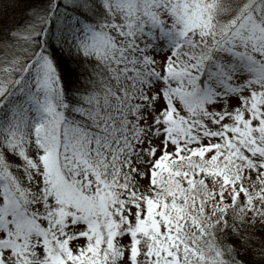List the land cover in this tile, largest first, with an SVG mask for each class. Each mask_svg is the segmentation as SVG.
I'll return each instance as SVG.
<instances>
[{
  "label": "snow or ice",
  "instance_id": "obj_1",
  "mask_svg": "<svg viewBox=\"0 0 264 264\" xmlns=\"http://www.w3.org/2000/svg\"><path fill=\"white\" fill-rule=\"evenodd\" d=\"M0 264H264V0H0Z\"/></svg>",
  "mask_w": 264,
  "mask_h": 264
}]
</instances>
